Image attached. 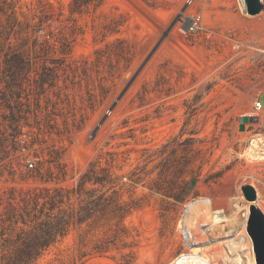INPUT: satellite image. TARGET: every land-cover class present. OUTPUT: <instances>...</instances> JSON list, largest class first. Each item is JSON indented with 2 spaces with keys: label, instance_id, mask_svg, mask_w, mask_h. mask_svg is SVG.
Wrapping results in <instances>:
<instances>
[{
  "label": "rangeland",
  "instance_id": "obj_1",
  "mask_svg": "<svg viewBox=\"0 0 264 264\" xmlns=\"http://www.w3.org/2000/svg\"><path fill=\"white\" fill-rule=\"evenodd\" d=\"M12 1L31 22L38 0ZM48 1L55 21L43 23L41 34L51 31L70 45L63 56L56 41L48 53L61 67L40 75L44 59L36 58L28 72L8 74L0 53V215L29 189L75 183L97 156L117 173L141 161L145 147L151 161L149 177L122 190L133 206L123 230L115 232L110 222L104 231L73 226L36 264H80V237L89 253L81 264H255L246 219L250 204L264 214V111H252L264 92V0L257 15L247 14L240 0H104L72 15L71 0ZM203 7L217 16L202 15V29L185 30L181 19L201 14ZM32 37L22 47L29 45L31 58ZM41 77L53 84L40 87ZM260 104L264 108V93ZM192 139L212 150L197 194L177 202L150 190L146 181L158 179L163 157L166 184L172 190L183 184ZM61 171L65 177L57 178ZM48 176V183L40 179ZM243 184L254 187L256 200L243 196ZM198 198L210 203L187 210ZM182 227L199 246L182 242ZM100 238L107 248L103 255L92 250ZM193 247H202L207 262L188 256L178 262L181 254L198 250Z\"/></svg>",
  "mask_w": 264,
  "mask_h": 264
},
{
  "label": "trees",
  "instance_id": "obj_2",
  "mask_svg": "<svg viewBox=\"0 0 264 264\" xmlns=\"http://www.w3.org/2000/svg\"><path fill=\"white\" fill-rule=\"evenodd\" d=\"M104 0H71L69 13H82L90 5L97 7ZM38 12L32 13V21H27L21 6H16L12 0H0V53L3 55V69L8 74L28 72L36 58H43L40 64V75H51L53 69H59L49 58L50 50L59 42L58 49L63 56L70 50L67 41L58 40L51 31L44 33L43 23L48 21V26L54 20L53 4L48 0H38L36 5ZM33 36L31 47L34 50L33 58L28 56V46L24 39ZM25 37H21V33ZM24 36V35H23ZM11 37L18 43H13ZM41 37V38H40ZM21 45V46H20ZM49 60L50 65L46 63ZM45 83L52 85L53 81L47 77H41L38 81L40 87ZM186 151L184 169L186 176L182 178L177 190H172L170 184H166L165 158L161 160V169L157 180L147 179L146 186L163 196L172 198L177 202H183L197 194L196 183L201 173V168L208 163L212 150L196 144L192 139ZM150 148L142 149V160L137 162L129 172L117 173L113 165L106 160L102 165L100 156L93 158L86 168L78 175L75 183L69 186L55 185L42 186L29 189L21 196L19 202H8L3 206L0 215V264H36L44 252L60 238L65 236L69 229L77 226L87 232L90 228L104 231L108 222L114 226V231L123 230L124 218L132 210V202L122 197V190L130 183L143 182L149 177L147 166L150 159ZM110 160L113 161L112 152ZM197 159L199 163L195 162ZM164 160V161H163ZM120 169V168H119ZM60 173V172H59ZM58 177H65L61 171ZM44 183L52 181V177H40ZM2 205L0 198V207ZM18 227L14 233L7 230ZM111 227V226H109ZM79 259L82 260L89 254L83 247L85 242L79 238ZM92 250L103 255L107 251L106 244L101 238L92 245ZM63 264H74L73 262Z\"/></svg>",
  "mask_w": 264,
  "mask_h": 264
},
{
  "label": "water",
  "instance_id": "obj_3",
  "mask_svg": "<svg viewBox=\"0 0 264 264\" xmlns=\"http://www.w3.org/2000/svg\"><path fill=\"white\" fill-rule=\"evenodd\" d=\"M244 10L247 14L257 15L261 12L263 8V3L260 0H242ZM140 67L134 72L130 80L126 83L120 94L107 108L105 114L101 117L98 125L101 124L109 111H111L116 101L121 97L127 87L130 85L134 77L137 75ZM248 117L244 116L243 120H247ZM243 196L249 200H256V191L252 185L243 184L241 186ZM246 232L249 235L252 242V249L255 256V264H264V214L261 212L258 206L255 204L249 205V213L246 219Z\"/></svg>",
  "mask_w": 264,
  "mask_h": 264
},
{
  "label": "built area",
  "instance_id": "obj_4",
  "mask_svg": "<svg viewBox=\"0 0 264 264\" xmlns=\"http://www.w3.org/2000/svg\"><path fill=\"white\" fill-rule=\"evenodd\" d=\"M263 2L262 0H260ZM181 24L186 25L185 30L188 32H197L199 29L203 28V16L200 13H191L186 16H184L181 19ZM237 44H233V47H237ZM263 51V49L261 50ZM252 111L253 113H258L264 111V108L261 107L260 104V94L255 97L252 105ZM29 166H32L31 162H28ZM208 202H210L209 198H206ZM180 237L182 239V242L184 244L193 243L195 241V235L191 232V230L188 227H182L180 229Z\"/></svg>",
  "mask_w": 264,
  "mask_h": 264
},
{
  "label": "bare ground",
  "instance_id": "obj_5",
  "mask_svg": "<svg viewBox=\"0 0 264 264\" xmlns=\"http://www.w3.org/2000/svg\"><path fill=\"white\" fill-rule=\"evenodd\" d=\"M240 1H242V0H240ZM243 5V4H242ZM199 202H203V203H205V204H209L210 202H208L207 201V199L206 198H198V199H195V200H193V201H191V202H189L188 204H187V207H188V209L187 210H191L192 208H194V206L196 207L197 205H198V203ZM248 207V206H247ZM187 212V211H186ZM245 228V227H244ZM244 241H246V243L248 244V246H249V248L251 249V242H250V240H249V238H248V235H246L245 233L243 234V238H242ZM193 245L195 244H198V241H194L193 243H192ZM196 246H199V245H196ZM192 249H198V250H195V251H191L190 253H185V254H181L179 257H180V259L178 260V258H177V260H178V262L182 259V260H184L183 258H187V256L188 257H190V258H193V259H196V260H200V259H202V260H206V262H207V258H206V256L203 254V252H202V247H193ZM181 260V261H182ZM178 264V263H177Z\"/></svg>",
  "mask_w": 264,
  "mask_h": 264
},
{
  "label": "crops",
  "instance_id": "obj_6",
  "mask_svg": "<svg viewBox=\"0 0 264 264\" xmlns=\"http://www.w3.org/2000/svg\"><path fill=\"white\" fill-rule=\"evenodd\" d=\"M213 11L214 10H212L210 8H204V7L200 10V12H201L202 15H207V16H210V17L211 16L216 17L217 15H213ZM262 93H264V92H262Z\"/></svg>",
  "mask_w": 264,
  "mask_h": 264
}]
</instances>
